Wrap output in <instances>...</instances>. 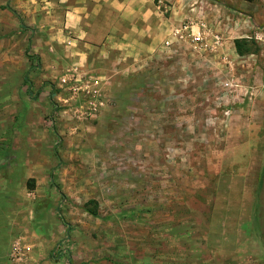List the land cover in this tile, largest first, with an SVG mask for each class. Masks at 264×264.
I'll return each instance as SVG.
<instances>
[{
    "label": "rangeland",
    "instance_id": "obj_1",
    "mask_svg": "<svg viewBox=\"0 0 264 264\" xmlns=\"http://www.w3.org/2000/svg\"><path fill=\"white\" fill-rule=\"evenodd\" d=\"M10 3L0 5V195L26 202L4 213L33 205V218L62 219L54 260L68 242L64 262L77 264H248L240 230L264 212L256 75H228L188 45L166 49L111 81L104 107L81 120L85 100L60 81L67 68L47 75Z\"/></svg>",
    "mask_w": 264,
    "mask_h": 264
},
{
    "label": "crops",
    "instance_id": "obj_2",
    "mask_svg": "<svg viewBox=\"0 0 264 264\" xmlns=\"http://www.w3.org/2000/svg\"><path fill=\"white\" fill-rule=\"evenodd\" d=\"M7 1L0 0V5ZM161 1L166 11L160 10L158 0H10L9 7L17 14L12 26L42 57L50 77L77 68L79 75L104 80L106 89L111 81L141 69L166 51L164 43L174 28L187 20H201L225 43L214 53H203L208 61L231 76L236 75L235 69L241 77L256 75L264 86L263 56H240L234 44L237 39L253 38L260 48L264 46V0ZM184 45L175 42L169 49ZM261 176L263 180L262 170ZM1 195L0 264H11L10 258L13 264H77L64 262L69 251L61 260L51 258L52 248L66 234L62 219L33 218V205L21 212L6 208L4 213L3 204L23 205L26 200ZM242 228L244 252L251 256L248 264H264V212L254 213ZM17 249L23 253L19 259L13 258Z\"/></svg>",
    "mask_w": 264,
    "mask_h": 264
},
{
    "label": "built area",
    "instance_id": "obj_3",
    "mask_svg": "<svg viewBox=\"0 0 264 264\" xmlns=\"http://www.w3.org/2000/svg\"><path fill=\"white\" fill-rule=\"evenodd\" d=\"M160 10L166 11L168 8L164 6L161 0H158ZM187 44L199 53H214L221 48L225 43L220 34L211 31L204 21L187 20L181 26L174 28L171 31L170 38L165 41L166 48L172 47L174 43ZM62 87H66L68 91L74 95L75 99H79V95L85 100L84 105H81L80 115L81 120L94 118L101 107H104L106 101L105 88L103 87L104 80L94 76L87 77L79 75L78 69L75 68L67 72L60 79ZM78 101V100H77ZM17 248V247H16ZM69 251L68 246L64 243L58 244L55 254L56 258L62 257L65 252ZM15 259L21 258L23 255L20 250L14 252Z\"/></svg>",
    "mask_w": 264,
    "mask_h": 264
},
{
    "label": "trees",
    "instance_id": "obj_4",
    "mask_svg": "<svg viewBox=\"0 0 264 264\" xmlns=\"http://www.w3.org/2000/svg\"><path fill=\"white\" fill-rule=\"evenodd\" d=\"M235 49L238 55L247 56L254 55L260 52V47L256 40L252 39H237L234 41ZM264 172V166L262 168ZM33 187V186H32ZM86 211L89 212L92 216L97 217L98 213V203L95 200L89 201L85 205Z\"/></svg>",
    "mask_w": 264,
    "mask_h": 264
}]
</instances>
